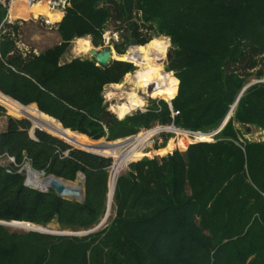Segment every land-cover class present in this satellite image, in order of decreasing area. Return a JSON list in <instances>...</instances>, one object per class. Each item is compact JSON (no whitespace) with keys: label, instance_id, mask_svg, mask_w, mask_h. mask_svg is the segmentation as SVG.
Listing matches in <instances>:
<instances>
[{"label":"trees","instance_id":"obj_1","mask_svg":"<svg viewBox=\"0 0 264 264\" xmlns=\"http://www.w3.org/2000/svg\"><path fill=\"white\" fill-rule=\"evenodd\" d=\"M9 2L0 0V94L33 105L86 146L105 138V130L116 141L156 123L211 133L239 98L215 142L186 147L183 140L172 154L165 155L174 145L156 149L153 159L121 172L111 214L95 231L58 236L0 225V264H264V142L243 139L264 131V83L240 95L264 79V0H66L55 27L59 44L38 54L19 48L23 21L5 20ZM111 25L123 39L114 45L119 55L127 45L169 40L165 70L178 81L173 98L118 120L102 92L132 72L131 64L60 63L71 41L89 37L101 46ZM30 129L27 120L7 117L0 156L45 177L74 182L82 174L84 200L26 187L17 168L7 173L0 166V222L93 230L106 214L111 160L48 130L32 138Z\"/></svg>","mask_w":264,"mask_h":264},{"label":"rangeland","instance_id":"obj_2","mask_svg":"<svg viewBox=\"0 0 264 264\" xmlns=\"http://www.w3.org/2000/svg\"><path fill=\"white\" fill-rule=\"evenodd\" d=\"M11 1L12 0H10V2L8 4L7 13H8V9H9ZM39 1L40 2L42 1L47 6V8L45 9L46 12L43 15H41V14L37 15L36 18H35V17H32L30 14H27L26 17H17V19H15L14 21L13 20H9V21H11L10 23H14L17 20L18 21H23L22 24H19L20 37H19L18 46L22 50H26V51H29V50L31 51L32 50L34 54L41 53L45 49L50 48V47L54 46L57 43L56 33H55L54 27L51 26L50 27L51 28V32H48L47 28H45V26H47V25L45 24V22H43L42 20L39 19V16L44 17L46 20L50 21L51 23H53L55 21H58L60 19L59 18L60 15H59V17L57 19H54V18L52 19V18H50V14L52 12H55L54 7L56 6V3L61 4V7H62L63 6V2L66 1V0H38V2ZM53 2H55V3H53ZM19 6L24 7V3H20ZM64 7H66V6L64 5ZM59 12H61V14L64 15L63 10L58 11L57 13H59ZM41 25H43V26H41ZM113 28L114 27L112 25L108 26L106 28V31L103 33V36H102V44H101V46H98V47H94L91 44V41H90L89 37L79 38V39L87 40L91 49L92 48H96L97 50H101L102 47L108 46V47L111 48L112 54H115V55L119 56V54H117L115 52V50H114V45L121 44L123 42V39L120 36V33L115 32V30ZM158 38H160L162 40H166L167 44H168V47H167L164 55L158 57V58H160V61H158V63H160L161 72L169 73V74H171V76L174 77L173 72H166V70H165V67H166V54H167V51H168V49L170 47V42H169V40L166 37L160 36V37H157V39ZM79 39H75V40L71 41L70 49L68 50V52L64 56H62V58L60 60L61 64L62 63H67V62H69V61H71L72 59H75V58L91 59L88 53H80L79 54V52L75 50V48L77 47V42H78ZM76 40H77V42H76ZM137 47L138 46H135V45H127L125 47V51H124L123 54H127L131 49L137 48ZM123 54H120V55H123ZM151 57L153 58V55ZM112 61L126 62V63L131 64L132 67H133V71L125 74L124 77L122 78L121 82L118 83L119 85H121V88L119 90H116L115 88L111 87L112 85H116V84H109V85L104 87L103 92H102V97H103V100H104V104L106 105V110L109 113H111L112 115H114L118 120H122L125 117L131 116V115L135 114L136 112H139V111H141L143 109H146V108L148 109V106L153 101H155V102L164 101L163 99H165V98L151 97L150 95L146 94L144 92V90L137 89L135 87V85H134L135 84V80H136L135 76H136V72L138 71V67L135 65L134 62H132L130 60H119V59H114V58L112 59ZM262 80H264V79H262ZM177 87H178V85H177ZM177 87H176V91H177ZM132 93L136 94V96L142 101V103H143L142 106L138 107V108H136L134 110H131L128 114H126L122 118H118L115 115V113H113L110 110L111 106L119 103L121 101V99H123L121 101V103L123 104L125 102L124 98L128 94H132ZM4 96L0 94V98L6 99L4 101L5 103H2V104L0 103V106L5 110V115L0 116V132L3 131L5 129V127H6L7 117H11V118L16 119V120L25 119L31 124V129H32L33 126H35V127L40 128V130L41 129L48 130L51 133H54L57 136H59V137L63 138L64 140H66V142L69 143L68 145H70L71 147H73L75 149H78V150L87 151V152L91 151V152L94 153V155H96V152L93 151V149H88V148L89 147H99L101 145L102 140H104V139H101L99 141H92V140H90L89 138L86 137L92 143H96V145L86 146V145L83 144L84 140H85L84 137L77 138V137H75L73 135H70V136L67 135L68 133H64L60 129H58L57 124L55 122H52V120H49L44 114H41L39 112H37L38 116H37V119L35 121V117H33L30 114V109L31 108H28L27 106L26 107H21L20 105L14 103V102H11V100L9 98H7V96L6 97H4ZM25 117H27L29 120L27 118H25ZM165 125L170 126L171 124H165ZM38 128H37V130H38ZM31 129L29 130V135L31 137H33L32 134H31ZM144 129H146V128H144ZM43 132H45V131H43ZM73 133H75V132H73ZM52 136H54V135H52ZM133 136L134 135H131V136L116 140L114 142L123 141V140H125L127 138H131ZM171 136L172 135L170 134V135L167 136V138L169 139ZM168 139L166 140L165 145H162L161 147H158L156 149H159L160 151H162L164 149H168L170 147H173V145L175 147L176 146L175 143L177 141L175 140V142H173V141H171L172 138H170L169 140ZM243 139H248L249 141H261V142H264V133L263 132H260V133H255V132L249 133V134H246L243 137ZM183 140H186V139L179 138V141L177 143H181ZM186 141H187L186 147L188 145H191L190 143H188V140H186ZM109 142H112V141H109ZM211 142H215V140H212ZM74 146L81 147L83 149H79V148L74 147ZM186 147L182 148V149H179V150L183 151L184 149H186ZM174 150L175 149H173L171 152L165 153V155L172 154L174 152ZM149 153L150 152H147V154H149ZM152 155H150L149 157H146V156H144V157L147 158V159H153L154 156H152ZM140 157H141V154L140 155L138 154V158H136V160L139 159ZM143 158H141V159H143ZM141 159H139V160H141ZM126 169H124L122 172H124ZM118 173H117V175H118ZM22 174L24 175V178H26L25 170L22 171ZM66 182H68V181H66ZM69 183H76L78 186H82L83 185V183H80L79 181H77V178H76V181L69 182ZM110 214H111V211L109 209V213H108L107 218L109 217ZM107 218H106L105 221H107ZM105 221H104V223H105ZM103 224L101 226H103ZM46 229L51 231V232H56V233H69V232L59 231L55 224H51ZM82 233L83 232H80L79 234H82ZM73 234H75V233H73Z\"/></svg>","mask_w":264,"mask_h":264},{"label":"bare ground","instance_id":"obj_3","mask_svg":"<svg viewBox=\"0 0 264 264\" xmlns=\"http://www.w3.org/2000/svg\"><path fill=\"white\" fill-rule=\"evenodd\" d=\"M20 3H24V7L19 6ZM47 6L41 1L37 3L30 4L29 0H14L10 3L9 9H8V15H10L12 18L17 17H26L27 14H30L32 17H35L37 15H43L46 12ZM60 14L52 15L50 14V18L57 19ZM77 42V40H76ZM168 47L167 41L162 40L160 38H154L149 43L145 44L144 46H138L137 48L131 49L127 54L123 55H111V59H119V60H130L135 63V65L138 67V71L136 72L135 76V87L137 89H142L144 92L151 97H160L165 99H171L176 94V87L178 84L177 79H175L171 74L169 73H163L161 72L160 58L159 56H163L166 49ZM76 51L80 53H89L91 50L88 41L85 39H79L77 42V47L75 48ZM153 55V58L151 57ZM112 88H115L116 90H119L121 88V85L116 84L112 85ZM125 102L122 104L121 101L113 106H111L110 110L115 113V115L118 118H122L126 114H128L131 110H134L138 107L142 106V101L136 96V94H128L125 98ZM6 99L0 98V103H5ZM30 114L35 117V121L37 119L38 113L34 108L30 109ZM175 133H180L179 130L170 129ZM175 130V131H174ZM264 133V131H263ZM125 140L121 141L124 142ZM121 143L119 146H114L112 148L108 147H89L88 149H93V151H101L105 154H114L116 157L121 155L119 157V165H116V168H114V175L116 177L117 173L119 172L120 166L122 167L123 164L126 163L128 160H136L138 158V154H130L126 153L123 154L122 151L126 148V146ZM130 152L133 153L131 150ZM140 155V154H139ZM49 178H45L44 175L40 173H36L33 171H27L26 173V184L30 187L44 190L49 185ZM64 184L67 185L70 188L73 189H79V186L76 183H69L65 182ZM113 183L109 186L108 191V204L109 209L111 207L112 202V188ZM19 228L22 230L32 229L36 228L33 225H26V224H19Z\"/></svg>","mask_w":264,"mask_h":264},{"label":"built area","instance_id":"obj_4","mask_svg":"<svg viewBox=\"0 0 264 264\" xmlns=\"http://www.w3.org/2000/svg\"><path fill=\"white\" fill-rule=\"evenodd\" d=\"M12 1H14V0H12ZM53 3H55V2H53ZM64 5L65 6L67 5L66 1L63 2L62 7H61V4L56 3V6L54 7V9L57 11H61L64 9ZM146 111H147V108L143 109L139 112L145 113ZM170 129L179 130L180 133H175ZM170 134L172 135L170 137V138H172L171 141L175 142V140H176L178 142L179 138H181V139L188 140V143H190V144H192V143L194 144V143H198V142L199 143L211 142L212 140H214V136H215V134L213 132H211V133L193 132V131H189V130H185V129L175 128L172 125L168 126V125H161V124L156 123L153 126H151L150 128L140 129L136 133V135L134 134L133 137L125 139L124 142H121V141L109 142L108 140H105V138H103L104 140H102L101 145H103V147H105V148L108 147V148L113 149L114 146H119L121 143H123L126 146V148L122 151L123 154L130 153V154L134 155V154L139 153V154H141V157L139 159H141L144 156L149 157L152 154H153L152 156H155L156 155L155 149L158 147H161L162 145H165L166 140L168 139L167 136ZM177 142L175 144H177ZM124 145H122V146H124ZM114 148H116V147H114ZM174 149L176 150V149H178V147H174ZM131 150L133 151V153L130 152ZM146 151L150 152V153L147 154ZM95 152H96L97 156L109 158L111 160V163L108 166V175H109L108 176V191H109L110 184L113 182H114V184H113V187H114L118 175L124 169H126L131 163H134V162L139 160V159H137V160L126 161V163L123 164L122 167L120 166L119 173L115 177L114 168H116V165H119V157L121 155H119V157L118 156L116 157L114 154H105L102 152V150L101 151H95ZM89 153L94 154L91 151H89ZM63 156H67V152H64ZM0 166H2V167L13 166V167L18 169L19 173H22L23 170H25L26 173H27V171H32L27 162L19 167L16 164L15 159L13 157H9V156H6V157L0 156ZM25 176H26V174H25ZM83 180H84L83 175L78 174L77 175V181H79L80 183H83ZM24 184H26V178H24Z\"/></svg>","mask_w":264,"mask_h":264},{"label":"water","instance_id":"obj_5","mask_svg":"<svg viewBox=\"0 0 264 264\" xmlns=\"http://www.w3.org/2000/svg\"><path fill=\"white\" fill-rule=\"evenodd\" d=\"M36 1L38 0H30L29 3L30 4H33L35 3ZM89 56L90 58L95 62L96 66H99V67H103V66H106L110 63V61H112L111 59V55H112V50L110 47L108 46H104L102 47L101 50H97L96 48H92L90 51H89ZM256 83H264V80H260V81H252L251 83L247 84L243 89L242 91L240 92V95L251 85L253 84H256ZM239 95V96H240ZM4 96V95H3ZM6 97V96H4ZM9 98V97H7ZM239 98V97H238ZM238 98L236 99L235 103L233 104V106L231 107L230 111L228 112V114L226 115L225 119L223 120L222 124L219 126V128L215 131H213V133L216 135L224 126L225 124L227 123V121L229 120L230 116H231V113H232V110L233 108L235 107L237 101H238ZM10 99V98H9ZM13 102L17 103L18 105H20L18 102L12 100ZM22 107H26V106H22ZM42 114V113H41ZM48 117V116H46ZM49 119L51 120H54L50 117H48ZM56 121V120H54ZM58 122V121H56ZM59 123V122H58ZM35 130H37V128L35 126L32 127L31 129V134L32 136L34 137V132ZM39 131H42L40 129H38ZM249 130L247 129V132ZM105 133H106V136H105V140L108 139V136H109V131L108 130H105ZM102 145H100L99 147H101ZM4 170L7 172V173H12L11 169L9 167H4ZM42 175H44L43 173H40ZM45 178H49V185L46 189L44 190H40V189H36V188H33V187H30L29 185H26L24 184L26 187H29V188H32L34 190H37L39 192H47L48 189H51L52 191L55 192V194L61 198V199H66V200H75L77 202H83L84 200V196H83V193H84V189H83V185L82 186H79V189H73V188H70L68 187L67 185L64 184V180L62 179H59V178H56L54 176H47ZM66 182V181H65ZM113 192H114V187L112 188V197H113ZM107 198H108V195H107ZM108 213H109V204H108V201H107V209H106V214L103 218V220L100 222V224L94 228L93 230L91 231H88V232H83L82 234H79V233H56V232H51L49 230H47L46 228H43V227H40V226H35L36 228H32V229H27V231H32V232H38V233H42V234H48V235H58V236H82V235H87L93 231H95L96 229H98L103 223L104 221L106 220L107 216H108ZM19 224H26V225H30L28 223H23V222H10V223H7V222H0V225L2 226H5V227H9V228H14V229H21L18 227ZM34 226V225H33Z\"/></svg>","mask_w":264,"mask_h":264},{"label":"crops","instance_id":"obj_6","mask_svg":"<svg viewBox=\"0 0 264 264\" xmlns=\"http://www.w3.org/2000/svg\"><path fill=\"white\" fill-rule=\"evenodd\" d=\"M37 3V2H36ZM57 10H55V12H52L51 14L52 15H55V14H57ZM58 14H60V19L58 20V21H55V22H53V23H51L50 21H48V20H46L44 17H42V16H39V19L40 20H42L43 22H45V24L47 25V26H45V28H47V30H48V32H51V26L52 27H54V29H55V33H56V39H57V43L55 44V45H57V44H59V42H60V38H59V36H58V34H57V32H56V25L61 21V19H62V17H63V14H61V12H59ZM15 19H17V18H12L10 15H8V13H7V15H6V21L8 22V23H10L11 21H9V20H15ZM41 26H43V25H41ZM48 49V48H47ZM46 50V49H45ZM44 50V51H45ZM28 108H34L36 111H37V109H36V107H34L33 105H31V106H27ZM38 112V111H37ZM61 132V131H60Z\"/></svg>","mask_w":264,"mask_h":264},{"label":"flooded vegetation","instance_id":"obj_7","mask_svg":"<svg viewBox=\"0 0 264 264\" xmlns=\"http://www.w3.org/2000/svg\"><path fill=\"white\" fill-rule=\"evenodd\" d=\"M36 2H38V1H36ZM67 6V5H66ZM65 8V7H64Z\"/></svg>","mask_w":264,"mask_h":264}]
</instances>
